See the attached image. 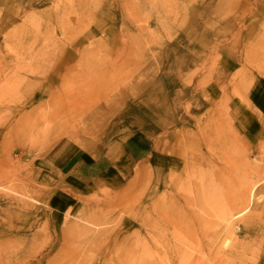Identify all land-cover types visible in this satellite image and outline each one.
I'll list each match as a JSON object with an SVG mask.
<instances>
[{"label": "rangeland", "instance_id": "obj_1", "mask_svg": "<svg viewBox=\"0 0 264 264\" xmlns=\"http://www.w3.org/2000/svg\"><path fill=\"white\" fill-rule=\"evenodd\" d=\"M263 81L264 0H0V264H264Z\"/></svg>", "mask_w": 264, "mask_h": 264}, {"label": "crops", "instance_id": "obj_2", "mask_svg": "<svg viewBox=\"0 0 264 264\" xmlns=\"http://www.w3.org/2000/svg\"><path fill=\"white\" fill-rule=\"evenodd\" d=\"M254 93H256L255 98L253 96ZM254 93L251 95L253 98L249 101V105L243 106L245 108L248 107L242 119H244L243 121L248 126L245 130L249 131L246 132V136L250 141L256 139L255 135H262L264 133V81ZM47 164H54V167L48 168L46 166L45 169L41 167L42 170L39 173H57V176H62L63 181L71 183L70 187L79 186L85 177L112 173L111 163L103 159H96L90 151L80 148L73 149L67 153L65 149H62L52 159H49ZM78 173L83 174V176H78ZM55 200L54 205L61 209L69 205L66 199L56 198Z\"/></svg>", "mask_w": 264, "mask_h": 264}, {"label": "bare ground", "instance_id": "obj_3", "mask_svg": "<svg viewBox=\"0 0 264 264\" xmlns=\"http://www.w3.org/2000/svg\"><path fill=\"white\" fill-rule=\"evenodd\" d=\"M71 70V69H70ZM69 70V71H70ZM85 73V72H84ZM65 74V73H64ZM107 88V87H106ZM59 92V91H58ZM44 93V92H43ZM60 95V94H59ZM101 95V94H100ZM103 97V96H102ZM61 102V101H60ZM59 106H61V105H59ZM56 110V109H55ZM62 111V110H61ZM64 112V111H63ZM85 112H88V110H82L80 113H85ZM67 113V112H66ZM80 113H78L77 114V116L75 115V116H72L71 118H69V119H67V120H62V121H60L59 122V124L57 125V126H55V127H61V126H63V124L65 125L66 123H68L69 121H73L72 122V124H71V129H74L75 127H77L78 125H80V122H81V125H82V123H84L82 120H80V122H79V118H77L78 117V115L80 114ZM93 114V113H92ZM65 122V123H64ZM67 127H69L68 125H66V126H63V128L61 129V128H59V129H61L62 131H64V129H66ZM252 188V187H251ZM251 191H252V189H251ZM173 200V199H172ZM175 202V201H174ZM171 217V216H170ZM172 219V218H171Z\"/></svg>", "mask_w": 264, "mask_h": 264}]
</instances>
